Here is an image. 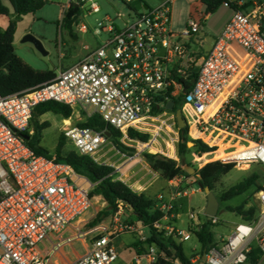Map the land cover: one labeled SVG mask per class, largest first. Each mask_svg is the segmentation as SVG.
<instances>
[{"label":"built area","instance_id":"obj_1","mask_svg":"<svg viewBox=\"0 0 264 264\" xmlns=\"http://www.w3.org/2000/svg\"><path fill=\"white\" fill-rule=\"evenodd\" d=\"M121 1L134 17L106 15L96 31L105 38L83 59L37 87L8 96L0 92V264H54L65 245L88 237V251L69 264H115L119 252L114 236L135 233L141 243L150 237L144 236L143 230L150 229L142 222L139 226L121 222L123 203L118 205L111 227L81 229L97 183L59 161L55 153L36 154L23 137L31 134L34 112L43 103L55 101L80 106L88 116L99 114L121 132L120 142L134 148L140 157L150 144L131 138L130 129L145 131L160 114L169 112L168 102H178L187 137L213 149L202 156L192 154L207 162L264 168V2L237 7L224 2L232 15L204 51L199 35L210 14L201 5L193 10L186 29L177 34L171 30L170 4L174 0L141 9L132 5L135 0ZM89 2L90 14L101 11L94 0ZM76 24L80 32L88 31L86 25ZM194 44H200L199 49ZM62 134L79 154L99 165L110 166L107 163L112 157L126 156L106 131L67 125ZM207 156L212 157L206 160ZM111 167L115 181L140 193L125 177L124 166ZM182 182L181 177L175 178L171 181L175 190L158 196L157 208L163 216L154 223L156 230L179 245L206 222L190 212L188 227H180L176 201L190 194L189 189H180ZM258 201L256 219L242 220L228 237L216 242L205 254V264H247L254 249L264 253V184ZM208 219L217 222V218ZM148 244L146 250L134 254L131 264H182L157 243ZM201 259L190 261L199 264Z\"/></svg>","mask_w":264,"mask_h":264},{"label":"rangeland","instance_id":"obj_2","mask_svg":"<svg viewBox=\"0 0 264 264\" xmlns=\"http://www.w3.org/2000/svg\"><path fill=\"white\" fill-rule=\"evenodd\" d=\"M142 1L144 4L156 8L168 0ZM243 1L247 5L264 2V0ZM94 2L98 4L101 11L99 13L90 14L91 2L87 0L86 4L81 8L78 23L86 25L90 32L82 34L75 30L74 35L78 36L77 40L72 39L69 32L62 25V16L65 8L68 4L75 3V0H48L43 8L37 12L22 17L18 22L15 35L14 47L16 54L34 69L54 71L58 74L60 70L71 67L88 54L85 46L88 45L94 50L101 45L105 35L102 32L97 34L96 31L100 30L98 23L102 21L106 15L116 18L117 14L121 13L125 19L134 17V13L130 7L121 0H94ZM200 2L201 0H174L172 4H170L172 32L179 34L186 29L192 10H199L198 6ZM3 4L9 8L10 15L0 16V28L7 29L14 11L8 0H3ZM202 11L205 12V8H202ZM231 15L232 10L228 7L227 3L223 4L214 14H210L208 20L204 22L202 32L199 35V40H203L204 42V51H207L213 41L221 34ZM121 23L122 21L118 22V24ZM27 34H33L39 38L43 42L48 55L44 56L32 43L23 42L22 40ZM199 45L200 44H194V47L199 49ZM72 109L70 118H64L61 115L49 112L38 119L40 123L47 122L50 124L49 127L43 130L40 143L50 154L56 153V147L64 126L78 125L87 119L88 114L82 107L75 106L72 107ZM34 129L35 124L32 120L29 128L31 132L30 135L34 134ZM178 129L176 113L170 111L162 113L156 120L150 122V125L146 127L145 131H142L149 135L147 143L150 144V146L140 154V157L137 156V151L134 148L123 144L126 148L133 151H120L126 156L121 157V155H119L112 157L107 164L110 166H124L123 171L125 172V177H133L132 182L141 178L138 183L145 185L144 188L146 189L144 192L157 201L159 195L166 194L171 190V181L177 177H181L183 182L180 189H189L190 194L187 197H180L177 199L175 212L179 214L180 227L186 229L189 224L190 212L198 214L202 221L208 219L204 214L207 198L206 194L200 190L196 177H189L188 173H182L174 178L171 177V172L177 167L175 162L180 161L178 154ZM156 132L159 133L158 136ZM72 148L70 143L66 145L67 150H71ZM211 157L212 156H207L206 160ZM190 158L191 160L189 161L196 171L200 170L206 164L214 162L206 161L203 166L198 168L201 159L192 154V150H190L188 154V159ZM241 167H237L230 174L220 178L213 190L217 197H220L221 194L231 186L254 173L260 175L259 182L262 185L264 184V168L262 166L257 164H245ZM155 174L156 177L148 182L151 176ZM117 176H119V174H116L115 178ZM95 189L91 193V196L94 197L93 205L83 217L85 222L81 226V229L85 232L97 226L111 227L114 213L116 212H114V208H112L102 221L95 222V219L100 217L102 212L109 207L108 202L105 201L101 195L95 193ZM193 189L195 193H191ZM258 193L259 191L253 188L244 195L234 198L233 200L219 201L220 208L216 217L217 222L213 227L215 235H221L226 238L232 233L235 226L242 222V218L237 213L227 210L228 206L236 207L246 202H248V204L245 205V210H248L252 205L259 206ZM120 220L123 224L134 222L139 226L141 223L135 213L124 205H122ZM143 232L144 236H150L149 230L144 229ZM69 235L70 233L65 234V236ZM89 238L90 237L85 241L74 239L71 243L65 245L61 255L55 258L54 264H66L68 261H73L78 254H84L90 243ZM136 242H139V239L135 233L124 232L114 236V244L119 252V258L115 264H131L134 254L140 252V250H146L149 246L148 242H140L141 244L139 247H135L134 244ZM181 246L188 258H202L201 244L196 236L182 243ZM257 264H264V257H262Z\"/></svg>","mask_w":264,"mask_h":264},{"label":"trees","instance_id":"obj_3","mask_svg":"<svg viewBox=\"0 0 264 264\" xmlns=\"http://www.w3.org/2000/svg\"><path fill=\"white\" fill-rule=\"evenodd\" d=\"M12 6L14 14L9 22L7 29L0 28V92L4 96L23 92L25 90L37 87L41 84L53 80L57 73L54 71H41L34 69L22 60L15 51L14 42L17 32L18 22L22 17L35 13L47 3L46 0H8ZM227 0H201L205 6V10L209 14H214ZM83 5V4H81ZM233 6L237 7V4L233 2ZM81 14V7L75 8L74 3H70V6L64 11L63 26L66 28L65 21L71 19L75 15ZM10 15V10L3 4V0H0V16ZM182 104L176 102L173 113H176L178 109H181ZM72 107L60 102L50 101L39 105L33 115V122L35 124L34 134L27 135L30 139L27 140V144L38 155L50 156V152L41 146L42 132L50 126L49 123H40L39 118L46 113H54L61 115L64 118H70L72 115ZM78 126L91 128L96 131H106L111 133L110 139L115 143L119 151H133L126 148L121 142V132L115 130L102 119L99 114H93L87 116L86 121L78 124ZM187 128L179 130V145L178 154L180 161L175 162L176 168L171 172V177H177L182 173H188L185 167L192 166L188 159L190 150L197 153L199 156L210 153L212 148L206 146L201 141L192 140L187 137ZM129 135L131 138L140 139L144 142L149 140V135L143 132L130 129ZM193 141L194 147L188 148V142ZM68 140L61 134L58 145L56 147V156L59 161L68 163L78 174L87 177L91 182L97 183L95 193L101 195L105 201L108 202L109 207L104 210L100 217L95 219V222L102 221L112 208L114 212L117 210L118 205L124 203V206L129 208L135 213L138 219L149 227L150 237L147 242L157 243L163 250V252L170 257L179 259L182 264H192L190 258H188L182 246L177 244L172 238H166L164 235L154 228V223L160 220L163 213L157 208V200L147 195L146 193H136L132 191L126 184L120 181L114 180V168L107 165L97 164L91 157L81 155L77 150L73 148L71 150L66 149ZM206 161L201 159L199 166H203ZM237 168L235 162H220L214 161L206 164L200 170L196 171L194 175L189 177H196L197 183H202L204 186H208L212 191L215 189L216 183L222 178L230 174ZM260 175L252 174L245 177L240 182L231 186L228 190L224 191L220 197H217L219 201H230L234 198L240 197L256 188L258 191L262 189V184L259 182ZM232 207L228 206L227 210L237 213L244 221H253L258 216L260 211V205H252L248 210H245V205ZM215 223L212 220L207 219L206 222L200 227V230L195 231V236L198 238L201 244L202 255H205L208 250L215 246V233L213 230ZM141 243L136 242L135 247H139ZM144 250H140L142 252ZM264 253L258 248L254 249L247 261L248 264H257L263 257Z\"/></svg>","mask_w":264,"mask_h":264},{"label":"water","instance_id":"obj_4","mask_svg":"<svg viewBox=\"0 0 264 264\" xmlns=\"http://www.w3.org/2000/svg\"><path fill=\"white\" fill-rule=\"evenodd\" d=\"M83 1L84 0H75V3H74L75 8H79ZM132 5L136 9H141L142 7H144V8L149 7L147 4H144L142 0H135V1H133ZM78 20H79V15H75L71 19H67L65 21L66 29L68 30L69 35L72 36L74 39H77V36L74 35L73 33H74V26L78 22ZM22 41L32 43L40 53H42L44 56L48 55V52L44 48L43 42L39 38L34 36L33 34H27L23 38ZM175 106H176V104L174 101H170L166 104V108L169 111H173L175 109ZM176 120H177L178 128L180 130L186 128L187 123H186V121L182 115L181 109H178L176 111ZM107 136L111 137V133L107 132ZM23 137L26 140L30 139V136L27 134H24ZM193 147H194V142L193 141L188 142V148L191 149ZM185 169L187 170V172L190 175H194L196 173V170L192 166H187V167H185ZM198 186H199L200 190H202L206 194V198H207V205H206L204 214L208 218H216L218 215V212H219V208H220V202H219L217 196L208 186H204L202 183H198ZM205 260H206V256L203 255L199 264H205Z\"/></svg>","mask_w":264,"mask_h":264},{"label":"crops","instance_id":"obj_5","mask_svg":"<svg viewBox=\"0 0 264 264\" xmlns=\"http://www.w3.org/2000/svg\"><path fill=\"white\" fill-rule=\"evenodd\" d=\"M46 1H48V0H46ZM229 2H231V3H233V2H235L237 5L238 4H242V3H244L245 4V2L243 1V0H228ZM199 5H201V7L202 8H205V6L202 4V2H200V4ZM68 6V5H67ZM67 8V7H66ZM66 8H65V10H66ZM64 10V11H65ZM192 12H193V10H192ZM191 12V13H192ZM63 19H64V12H63V16H62V25H63ZM78 23V22H77ZM67 30V29H66ZM75 30H77V31H79L78 30V28H77V24H75V26H74V33H75ZM68 31V30H67ZM80 32V31H79ZM90 32V30L88 29V31L86 32V33H83V32H80V33H82V34H87V33H89ZM73 33V34H74ZM77 36V35H76ZM72 37V36H71ZM72 39H74L73 37H72ZM77 39H78V36H77ZM77 39H74V40H77ZM85 49L89 52L90 50H92L91 49V47H89L88 45L87 46H85ZM154 177H156V174L155 175H152L151 176V178H150V180L148 181V182H150L152 179H154ZM132 178L133 177H129L128 178V180H131V182H132ZM141 180V178L139 179V180H134V182H132V184L134 185V186H136V188H139L141 191H140V193H145L144 191H145V189L146 188H144L145 187V185L143 184H140V183H138V181H140ZM171 190L169 191V192H167V194L168 193H170L171 191H174L175 190V188H174V186H172L171 185ZM81 221H83L82 223H81V226L83 225V223L85 222V220H84V218H82L81 219ZM221 238H224L223 236H221V235H218V236H215V240H216V242H218L219 240H221ZM88 249H89V246H88V248H87V251H88ZM86 251V252H87ZM85 252V253H86ZM84 253V254H85ZM84 254H82V255H84ZM61 255V253L59 254V256ZM82 255H80V254H78L77 256H76V258L73 260V261H75L76 259H78L79 257H81ZM263 257H264V255H263ZM73 261H68V263H66V264H69V263H71V262H73ZM129 264V263H128ZM248 264V263H247Z\"/></svg>","mask_w":264,"mask_h":264},{"label":"bare ground","instance_id":"obj_6","mask_svg":"<svg viewBox=\"0 0 264 264\" xmlns=\"http://www.w3.org/2000/svg\"><path fill=\"white\" fill-rule=\"evenodd\" d=\"M242 168V167H241ZM241 168H239V169H241Z\"/></svg>","mask_w":264,"mask_h":264}]
</instances>
